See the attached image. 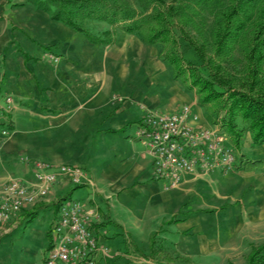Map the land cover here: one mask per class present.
Wrapping results in <instances>:
<instances>
[{
    "label": "crops",
    "instance_id": "crops-1",
    "mask_svg": "<svg viewBox=\"0 0 264 264\" xmlns=\"http://www.w3.org/2000/svg\"><path fill=\"white\" fill-rule=\"evenodd\" d=\"M23 27L29 32L28 37L35 30L43 33L40 43L35 37L33 40L45 53L38 60L30 53L35 59L25 61L19 51L4 54V48L1 49L0 94L4 86V94L10 95L16 106L8 113L11 133L7 138H0V188L13 179L30 183L34 161L84 165L87 167L85 178L75 187L88 188L80 200L98 210L92 227L99 236H103L107 219L115 220L125 233H131L130 228L141 229L138 223L133 226L131 222L145 219L144 204L159 199V206L168 205L169 191L185 196L192 192L193 178L187 174L182 176L180 187L171 190L163 189L164 181L152 178L151 156L137 136L145 110L171 113L188 105L196 115L193 126H211V118L197 103V96L173 77L171 67L160 57V45H149L137 34L117 31L115 42L101 47L62 22L50 19L47 13L38 19L34 30ZM52 53L59 55L58 61L47 58ZM255 170L242 172L251 177ZM210 173L220 177L219 170ZM70 187L73 184L67 179L58 180L48 198L36 201L9 221L0 223V264H43L51 244L52 225L48 229V223L54 219L53 213L47 216L46 211ZM257 193L258 189L254 191ZM185 202L184 199L181 205ZM229 207L228 202H223L195 211L214 212ZM263 209L264 200L259 203L258 211L262 213ZM112 211L126 213L127 219L112 218ZM192 211L189 209L160 230L168 236H184L178 232L194 226L190 221ZM129 214L138 216L132 219ZM228 216L226 224L231 232H223L225 244L221 246L216 238H201L196 234L198 240H183L182 250L190 256H208L221 254L223 247L232 246L233 238H226L232 233L234 219L231 214ZM167 218L163 220L164 225L168 223ZM238 220L239 216L235 221ZM157 228L149 234L158 232ZM263 230L262 222L244 232L250 234V240H261ZM257 231L259 235L254 237Z\"/></svg>",
    "mask_w": 264,
    "mask_h": 264
},
{
    "label": "trees",
    "instance_id": "trees-1",
    "mask_svg": "<svg viewBox=\"0 0 264 264\" xmlns=\"http://www.w3.org/2000/svg\"><path fill=\"white\" fill-rule=\"evenodd\" d=\"M29 1L95 45L113 44L117 31L137 34L149 45H160V57L171 67L173 77L194 92L197 103L207 110L211 125L236 147L246 132L253 144H264V0H134L137 6L131 0ZM208 16L212 19L210 28ZM89 21L105 22L111 28L94 34L86 26ZM183 42L199 64L185 59ZM235 51L242 66L232 73L225 63L237 64ZM237 167L245 171L260 169L264 175V155L250 159L241 154ZM171 221L177 219L168 223ZM149 251L152 259L161 257L175 264L180 258L184 264H193L189 258H173L156 248L155 234L149 237ZM245 264H264V242L251 245Z\"/></svg>",
    "mask_w": 264,
    "mask_h": 264
},
{
    "label": "rangeland",
    "instance_id": "rangeland-1",
    "mask_svg": "<svg viewBox=\"0 0 264 264\" xmlns=\"http://www.w3.org/2000/svg\"><path fill=\"white\" fill-rule=\"evenodd\" d=\"M131 1L135 6H137L134 0ZM45 13L47 12L37 8L35 4L29 0H0V52L3 48L4 54L10 52H12V54H18L19 51L25 61L34 60L35 57L37 60L39 57L42 59L45 49H42L39 43L41 42L40 40L43 39V33H39L38 30H35L34 32H31L30 37H28L29 32L21 29V26H24L23 28L26 27L27 30L29 28L33 29L34 25L36 26V24H38V19L42 18ZM207 19L209 23L207 28H210L212 19L210 16H208ZM86 26L94 34H100L111 28L107 23L100 21H89ZM191 33L195 34L192 30ZM34 34L36 35L34 36ZM34 37L39 43L34 42ZM10 38L11 40L9 42ZM182 49L186 60L199 64L197 57L191 51L187 43H182ZM30 53H33L35 57L31 56ZM25 55H27V57ZM29 56H31V59ZM58 57L59 55L56 53L47 55V58L54 62L59 60ZM234 58L236 59L237 64L233 62L225 63V68L232 73L238 72L242 66L238 51H235ZM2 88L1 93L3 95L5 93V89L4 86H2ZM15 103L16 102H13L12 105L16 106L14 105ZM0 105L4 106L3 99H0ZM203 110H205V114L208 115L205 107H203ZM237 122L239 127L243 126L239 120ZM28 124L29 123L27 122L26 125L28 126ZM22 125H24V121H22ZM225 143L233 149L237 159L241 154L250 159L261 158L264 155V144H253L249 132H246L245 137L240 140L239 147H236L229 137ZM79 167L84 173L87 171L86 166L80 165ZM210 174V172H195L187 174L193 178L194 187L192 192L185 196L183 193L175 194L172 191H169L167 196H169L170 202L168 205L163 204L162 206H159V199L157 202L153 200L154 202L152 201L150 204H144L143 216L146 214L144 220L139 222L136 221L135 223L134 215L137 214H129L128 216L134 219L131 222L132 225L134 226L138 223L141 229L130 228L131 233H125L121 227L117 226V222L115 220L107 219L102 228V231L104 232L103 236H99L94 231L96 235H98L99 243L107 248V255L101 256L95 264H126L129 262L143 261L153 264H172L165 261L161 257H158V259H152L150 257L149 233L152 229L157 227L158 232L152 233L155 234V247L161 249L164 253L173 258L176 256L189 258L193 264H245V258L251 245L264 242V237H262L261 240H250V234H245L244 232L245 229L246 232H249L257 224H261L262 222L264 223V212L261 213L258 211L259 203L264 200V175L260 170H255L250 177V175L248 176L244 174L242 170L237 167V163L236 166L228 172L219 170V178H215ZM181 181L175 186L165 182L163 189H178ZM257 183L259 184L257 185ZM75 186L76 185L73 184V187H70L67 194H64L62 199L71 198L74 200H80L84 197V195H86L88 188L86 189L85 187ZM243 189L246 190L243 191ZM256 189H258L257 195L254 194ZM49 195L50 194L45 196V198H48ZM183 198L186 202L181 205L184 201ZM214 200H217L216 203H214ZM223 202H228L231 207L214 212H208V210H205V212L195 211L199 208H210V206H215ZM103 208V211H105V207ZM175 209L179 210L176 212ZM189 209L193 210V213L190 215V221L194 223V226L178 232H182L184 236H168L164 230H160V227L168 226V224L173 223L171 221L170 223H165L164 225L163 220L165 218H169H167V221L178 218L181 215H185L183 213L187 212ZM174 211L175 215L172 214ZM46 213L47 216L53 213L54 221L57 216V205L51 204L50 210L46 211ZM96 213L99 214L97 209ZM228 214H231V217L234 219L232 233L226 238V240L233 238L234 243H232V246L227 249H224L223 247L221 254H211L208 256H202L200 254L190 256L182 250L183 240H198V237L195 236L196 234H200L201 238H216V242H219L221 246L223 243L225 244L224 233L229 234L231 232V229L226 224V220L229 218ZM111 215L112 218L124 217V219H127L126 213H116L112 211ZM238 216L240 217V220L236 222L235 220ZM190 217L188 216V218ZM53 221L48 223V229L52 225ZM223 224L225 225L223 226ZM222 226L224 227V230ZM262 233H264V230ZM256 235H259V231H257V234H254V237ZM134 243L139 246L136 247ZM184 263L185 262L180 258L175 259V264Z\"/></svg>",
    "mask_w": 264,
    "mask_h": 264
},
{
    "label": "built area",
    "instance_id": "built-area-1",
    "mask_svg": "<svg viewBox=\"0 0 264 264\" xmlns=\"http://www.w3.org/2000/svg\"><path fill=\"white\" fill-rule=\"evenodd\" d=\"M0 99L4 101V106L0 105V138H7L11 133L8 113L13 100L8 94H0ZM195 119L188 105L171 113L145 110L137 136L151 156L153 179L175 186L186 174L228 172L236 166L235 153L225 143L227 135L217 126H193ZM33 166L30 183L13 179L0 188V223L45 198L58 180L64 178L79 185L85 178L83 170L76 165L34 161ZM97 216L96 210L82 200L60 199L43 264H95L107 255V248L99 243L92 227Z\"/></svg>",
    "mask_w": 264,
    "mask_h": 264
}]
</instances>
